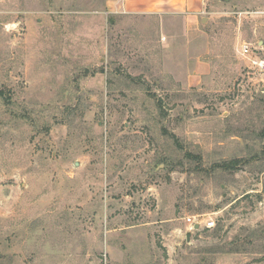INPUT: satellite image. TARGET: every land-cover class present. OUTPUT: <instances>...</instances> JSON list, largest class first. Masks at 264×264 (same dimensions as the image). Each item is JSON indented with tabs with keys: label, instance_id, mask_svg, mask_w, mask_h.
I'll return each instance as SVG.
<instances>
[{
	"label": "rangeland",
	"instance_id": "1",
	"mask_svg": "<svg viewBox=\"0 0 264 264\" xmlns=\"http://www.w3.org/2000/svg\"><path fill=\"white\" fill-rule=\"evenodd\" d=\"M123 2L0 0V264H264V0Z\"/></svg>",
	"mask_w": 264,
	"mask_h": 264
},
{
	"label": "crops",
	"instance_id": "2",
	"mask_svg": "<svg viewBox=\"0 0 264 264\" xmlns=\"http://www.w3.org/2000/svg\"><path fill=\"white\" fill-rule=\"evenodd\" d=\"M216 0H124L121 12H173L187 15L195 21L205 13ZM222 1V0H220ZM203 19V17L201 16Z\"/></svg>",
	"mask_w": 264,
	"mask_h": 264
},
{
	"label": "built area",
	"instance_id": "3",
	"mask_svg": "<svg viewBox=\"0 0 264 264\" xmlns=\"http://www.w3.org/2000/svg\"><path fill=\"white\" fill-rule=\"evenodd\" d=\"M255 49L256 47L254 48L250 43L245 41L239 44V54L248 63L249 67L264 75V56L257 54ZM186 221L191 228H194L196 224L200 225V229L215 227V220L212 218L197 219L196 216H187Z\"/></svg>",
	"mask_w": 264,
	"mask_h": 264
},
{
	"label": "water",
	"instance_id": "4",
	"mask_svg": "<svg viewBox=\"0 0 264 264\" xmlns=\"http://www.w3.org/2000/svg\"><path fill=\"white\" fill-rule=\"evenodd\" d=\"M223 1H229V0H223ZM206 20L205 18L203 19V21ZM196 230H199L201 227L199 224H196L195 227H194ZM190 236V233L188 234V238Z\"/></svg>",
	"mask_w": 264,
	"mask_h": 264
},
{
	"label": "trees",
	"instance_id": "5",
	"mask_svg": "<svg viewBox=\"0 0 264 264\" xmlns=\"http://www.w3.org/2000/svg\"><path fill=\"white\" fill-rule=\"evenodd\" d=\"M0 94L3 95L2 91H0Z\"/></svg>",
	"mask_w": 264,
	"mask_h": 264
}]
</instances>
